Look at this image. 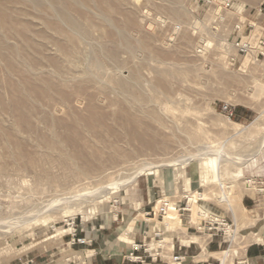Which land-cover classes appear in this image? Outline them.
<instances>
[{"label": "rangeland", "instance_id": "1", "mask_svg": "<svg viewBox=\"0 0 264 264\" xmlns=\"http://www.w3.org/2000/svg\"><path fill=\"white\" fill-rule=\"evenodd\" d=\"M263 1L0 0V264L264 254Z\"/></svg>", "mask_w": 264, "mask_h": 264}, {"label": "crops", "instance_id": "2", "mask_svg": "<svg viewBox=\"0 0 264 264\" xmlns=\"http://www.w3.org/2000/svg\"><path fill=\"white\" fill-rule=\"evenodd\" d=\"M212 241L213 240L211 239L210 241L204 243V248H205V250L208 253L216 252V251H210L211 250ZM191 244H193V242H190V243H188L186 245V244L182 243L181 240H180V244L178 246V249L181 250L182 248H184L183 249V252L186 254V257H188V249H189V247H191ZM170 247L173 248V243L171 244ZM199 248L201 250L200 245H199ZM109 257H111V255ZM120 257L121 258H119V259L123 263L126 262L127 264H136L135 260L131 259L130 257H128L126 255L121 254ZM193 258H194V256H193ZM256 260H262L264 262V254L262 253L261 248H259L258 246H255V244H253V243H250L248 245L247 249H246V255H245L244 261H246L247 264H250V262L252 263V262H254ZM206 262H207V258L203 259V264L206 263Z\"/></svg>", "mask_w": 264, "mask_h": 264}, {"label": "bare ground", "instance_id": "3", "mask_svg": "<svg viewBox=\"0 0 264 264\" xmlns=\"http://www.w3.org/2000/svg\"><path fill=\"white\" fill-rule=\"evenodd\" d=\"M202 195V194H201ZM204 196V195H203ZM191 197V196H190ZM193 197H191V199H192ZM164 218L167 220V221H170V220H172V219H176L177 218V216H175L173 213L172 214H166L165 216H164ZM176 220H178V219H176ZM251 240H254V241H258V242H264V226H262L261 228H260V230L259 231H257V232H255V233H253L251 236ZM222 260H224L223 259V257H222ZM175 263L174 264H181V262L180 261H174Z\"/></svg>", "mask_w": 264, "mask_h": 264}, {"label": "built area", "instance_id": "4", "mask_svg": "<svg viewBox=\"0 0 264 264\" xmlns=\"http://www.w3.org/2000/svg\"><path fill=\"white\" fill-rule=\"evenodd\" d=\"M258 12L263 13L264 12V1L261 2L258 6ZM133 254V253H131ZM136 258V257H135ZM186 258V254H172V261H183V259ZM196 264H203V262L196 263Z\"/></svg>", "mask_w": 264, "mask_h": 264}]
</instances>
